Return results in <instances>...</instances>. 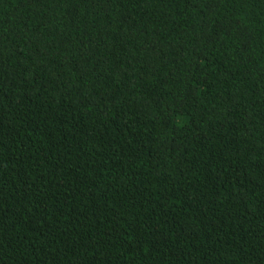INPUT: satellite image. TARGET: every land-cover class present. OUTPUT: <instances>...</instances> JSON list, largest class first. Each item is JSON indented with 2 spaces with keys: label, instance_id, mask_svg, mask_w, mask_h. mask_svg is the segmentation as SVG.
Segmentation results:
<instances>
[{
  "label": "trees",
  "instance_id": "1",
  "mask_svg": "<svg viewBox=\"0 0 264 264\" xmlns=\"http://www.w3.org/2000/svg\"><path fill=\"white\" fill-rule=\"evenodd\" d=\"M0 264H264V0H0Z\"/></svg>",
  "mask_w": 264,
  "mask_h": 264
}]
</instances>
